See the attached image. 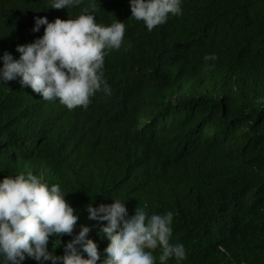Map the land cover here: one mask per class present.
<instances>
[{"label": "trees", "instance_id": "16d2710c", "mask_svg": "<svg viewBox=\"0 0 264 264\" xmlns=\"http://www.w3.org/2000/svg\"><path fill=\"white\" fill-rule=\"evenodd\" d=\"M89 3L97 23L125 24L124 44L104 58L110 94L68 110L18 80L0 84V179L32 171L59 184L74 233L88 226L101 259L102 222L85 206L120 199L129 215L173 212L181 264H264V0H183L151 32L129 18V0L47 10L46 0H0V55L17 58V44L43 34L34 17L66 19ZM69 239L48 248L62 254Z\"/></svg>", "mask_w": 264, "mask_h": 264}, {"label": "clouds", "instance_id": "9594fccd", "mask_svg": "<svg viewBox=\"0 0 264 264\" xmlns=\"http://www.w3.org/2000/svg\"><path fill=\"white\" fill-rule=\"evenodd\" d=\"M183 0H129L130 19L142 21L151 32L163 25L170 16L182 14ZM44 8L70 9L84 0H46ZM94 6L81 9L66 19L49 21L45 16L34 17L32 32L43 25V34L31 42L17 44L14 58L4 51L0 55V84L18 80L24 87L39 94L45 101L57 100L68 110L86 108L98 91L110 94L104 77V58L111 50L124 44L125 24L114 20L99 24L94 19ZM214 53L204 60H215ZM211 65L205 63L204 71ZM57 183L49 184L32 171L5 175L0 179V264H21L26 258L38 264H166L169 259L181 264L187 258L181 243H172L173 212L150 213L136 207L129 215L120 199L85 208L88 218L102 222L99 234L107 240L103 258L97 244L88 238L89 227L80 225L74 233L78 216L64 198ZM71 239L63 244L62 254L49 250L60 245V236ZM158 251V257L154 252ZM83 253V254H82Z\"/></svg>", "mask_w": 264, "mask_h": 264}]
</instances>
